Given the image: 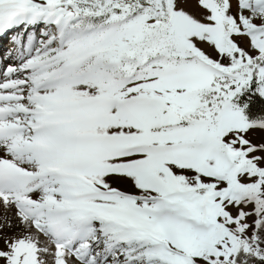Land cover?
I'll return each mask as SVG.
<instances>
[{
    "label": "snow or ice",
    "instance_id": "obj_1",
    "mask_svg": "<svg viewBox=\"0 0 264 264\" xmlns=\"http://www.w3.org/2000/svg\"><path fill=\"white\" fill-rule=\"evenodd\" d=\"M0 264H264V0H0Z\"/></svg>",
    "mask_w": 264,
    "mask_h": 264
}]
</instances>
